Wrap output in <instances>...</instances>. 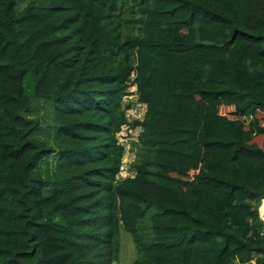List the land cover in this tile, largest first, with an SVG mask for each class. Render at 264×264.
I'll use <instances>...</instances> for the list:
<instances>
[{
	"label": "trees",
	"instance_id": "1",
	"mask_svg": "<svg viewBox=\"0 0 264 264\" xmlns=\"http://www.w3.org/2000/svg\"><path fill=\"white\" fill-rule=\"evenodd\" d=\"M263 201L264 0H0V264H115L121 230L132 264H264Z\"/></svg>",
	"mask_w": 264,
	"mask_h": 264
},
{
	"label": "rangeland",
	"instance_id": "2",
	"mask_svg": "<svg viewBox=\"0 0 264 264\" xmlns=\"http://www.w3.org/2000/svg\"><path fill=\"white\" fill-rule=\"evenodd\" d=\"M26 87L29 93L32 92V82L31 77L28 76L26 79ZM136 86L130 89V95L125 97L124 104H129L130 107L127 109V117L130 122L134 120H141L146 112V106L140 104L137 101V96L135 94ZM30 115L41 121L45 134L42 139L47 140L51 145H53L52 138H50V133L52 134L53 128L55 126L54 111L52 103L49 100H35L32 103V108ZM125 127V128H124ZM122 131L118 134L119 141L126 146V154L123 160V166L121 168L120 178H126L133 175L130 171V164L134 160L135 154L133 151L132 143L137 140L139 134V128L133 130L124 126ZM261 141H259L260 143ZM53 157H49L50 162ZM50 167L54 168V164L51 163ZM44 168V166H43ZM122 248L120 253V258L115 264H132L133 260L136 258V251L134 244L132 242L131 236L124 230H121Z\"/></svg>",
	"mask_w": 264,
	"mask_h": 264
},
{
	"label": "built area",
	"instance_id": "3",
	"mask_svg": "<svg viewBox=\"0 0 264 264\" xmlns=\"http://www.w3.org/2000/svg\"><path fill=\"white\" fill-rule=\"evenodd\" d=\"M125 128V127H124ZM129 128V127H127ZM140 131V128H139ZM137 141V140H136ZM259 214H260V218L262 219V221L264 222V201L262 202L260 208H259Z\"/></svg>",
	"mask_w": 264,
	"mask_h": 264
}]
</instances>
